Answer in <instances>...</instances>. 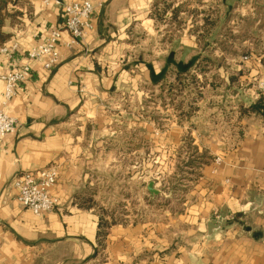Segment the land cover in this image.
<instances>
[{
	"label": "crops",
	"instance_id": "obj_1",
	"mask_svg": "<svg viewBox=\"0 0 264 264\" xmlns=\"http://www.w3.org/2000/svg\"><path fill=\"white\" fill-rule=\"evenodd\" d=\"M93 3L91 27L77 43L64 30L60 61L47 70L26 52L62 24V8L0 0V76L31 67L5 107L16 130L0 138V264H264V116L248 109L264 94V0ZM136 29L156 41L149 58L127 56L139 47ZM187 70L196 81L183 89ZM175 87L186 95L158 99ZM3 89L0 79V99ZM159 161L173 184L149 193L165 199L161 218L109 224L99 254V216L81 193L117 182L123 197ZM48 166L58 168V205L37 216L16 200L12 179ZM179 167L188 179L177 185ZM150 177L146 186L163 190ZM222 219L210 234L208 223Z\"/></svg>",
	"mask_w": 264,
	"mask_h": 264
},
{
	"label": "built area",
	"instance_id": "obj_2",
	"mask_svg": "<svg viewBox=\"0 0 264 264\" xmlns=\"http://www.w3.org/2000/svg\"><path fill=\"white\" fill-rule=\"evenodd\" d=\"M43 2L47 5L51 2L59 5L63 12V22L50 31L44 42L29 49L26 56L41 62L45 69L51 70L60 61L57 48L61 42L62 32L67 30L71 35L72 42H79L86 29L91 27L95 6L93 0H43ZM12 47L16 48V43ZM6 49L3 47L1 50ZM30 75L31 67L24 65L0 76L4 82L0 99V138L14 133L16 130L17 119L7 113L5 107L17 95L20 84ZM259 89L264 92V74L260 79ZM220 160V158L216 159L217 162ZM58 173L56 166L16 173L12 179L16 200L37 216L52 212L58 205L57 198L52 194V188L58 180Z\"/></svg>",
	"mask_w": 264,
	"mask_h": 264
},
{
	"label": "rangeland",
	"instance_id": "obj_3",
	"mask_svg": "<svg viewBox=\"0 0 264 264\" xmlns=\"http://www.w3.org/2000/svg\"><path fill=\"white\" fill-rule=\"evenodd\" d=\"M199 9L203 10L202 8H199ZM205 10H206L205 12L206 16L213 18L214 9L212 7H205ZM200 14L204 15V13H200ZM192 15L194 16V18L197 17L195 13H193ZM210 22L211 21L207 20V24H210ZM196 23L197 21L195 19L194 24ZM173 27L174 29L175 28L177 29V24L173 23L172 29ZM136 31L138 32L137 34H135ZM136 31H134L135 36L133 37V39L138 43L139 47H137L138 49L136 51H133L131 48V54H129L128 52L127 56L131 55V57L133 56L137 57L142 52L143 56L147 54L146 56L147 58H149V56L152 54V49L155 47L156 41L150 39L151 34L148 31L141 32L139 31V29L138 30L136 29ZM171 38L172 37H169L168 40H170ZM134 40L131 39L130 40L131 43H133ZM187 77H184V78L188 79ZM186 81L184 82V84L182 83L180 84L183 87V89H185V87L187 89L188 86L191 87L195 83L196 79L194 78L193 81L190 80L191 81L190 83ZM183 89L180 90L175 87L173 90L174 92L171 91V89H169L168 91H165L164 89L163 91L157 92V97L158 99L164 102L166 96L172 95L174 99L176 98V96H179V97L181 95L185 96L186 94H184ZM194 93L196 92L193 91V94ZM145 94L151 95V92L149 91L148 87L146 89ZM144 105L145 107L143 111H149V112L152 111V108H153L152 104L145 103ZM162 107H164V103L162 104ZM164 109L163 108L158 109V113H160L161 110H164ZM161 154H163V152L158 151L157 155H161ZM154 155H155V152L152 153V157H154ZM158 157H159L158 159L161 161V157L160 156ZM143 158H145V160H148L147 159L148 156L143 155ZM160 161L158 163H154L155 165L152 167H149V166L142 167L141 168L142 183L137 184V185L131 184L128 187H126L128 194L123 197L119 198L118 196V194L121 193V190H119V187L117 186V182H115L113 185H108L106 183H102L101 181H97L98 183L97 182L94 183L96 185H93V187L88 188L87 192L83 191L81 193L83 197L87 198L83 200V205L92 207L94 211L97 213V215L99 216L100 242L98 243V246H97L99 250V254L101 250L103 249L102 243H103V239L105 236V230L107 229V227H109V224L118 223L121 221L124 222L125 220L133 219L134 217L133 213L136 214L137 219H140L142 221H148L153 218L154 219L161 218L159 215L160 214L159 212H161L160 211L161 208L165 206V199L164 198L163 199H160V198L152 199L149 196L150 192L147 188L148 186H146L147 180H149L151 171H152V178L150 177V179H154L153 177H155L154 180H156V178H158L157 181L159 180V182L157 183H159V185L161 186V188H163L164 191H166L165 190L166 187L171 184L170 182L171 180L168 174V171L171 168H168L165 162L161 163L162 161L161 162ZM184 173H185V168L179 167L177 171V176L174 177L175 184L180 185L181 184L180 182H182L180 180L188 179V176L187 178H183ZM170 177H172V175H170ZM97 179L102 180V178L95 177V180ZM103 262H104V258L102 256H99V259L95 262V264H102Z\"/></svg>",
	"mask_w": 264,
	"mask_h": 264
},
{
	"label": "water",
	"instance_id": "obj_4",
	"mask_svg": "<svg viewBox=\"0 0 264 264\" xmlns=\"http://www.w3.org/2000/svg\"><path fill=\"white\" fill-rule=\"evenodd\" d=\"M147 188L152 195H159V194L167 195L164 190L158 189L155 187L154 181L149 182ZM226 224H227L226 219H222L220 221H210L208 223V232L211 234L214 230H217V229L225 226Z\"/></svg>",
	"mask_w": 264,
	"mask_h": 264
},
{
	"label": "trees",
	"instance_id": "obj_5",
	"mask_svg": "<svg viewBox=\"0 0 264 264\" xmlns=\"http://www.w3.org/2000/svg\"><path fill=\"white\" fill-rule=\"evenodd\" d=\"M0 23H1V19H0ZM202 61V60H201ZM186 75L185 76H179L178 75V80H179V84H184V82H188L190 83L191 81L190 80H194V77L193 75L189 72V70H187L186 72ZM188 76V77H187ZM184 77H187L188 79H185ZM248 109L251 110H256L257 112H259L260 114H262L264 116V94H262L258 100L256 101V103L254 105H249L248 106Z\"/></svg>",
	"mask_w": 264,
	"mask_h": 264
}]
</instances>
